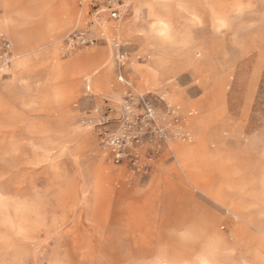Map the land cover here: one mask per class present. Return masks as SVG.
I'll return each instance as SVG.
<instances>
[{
	"label": "rangeland",
	"instance_id": "374dc122",
	"mask_svg": "<svg viewBox=\"0 0 264 264\" xmlns=\"http://www.w3.org/2000/svg\"><path fill=\"white\" fill-rule=\"evenodd\" d=\"M91 3L0 0V264H264V0Z\"/></svg>",
	"mask_w": 264,
	"mask_h": 264
},
{
	"label": "built area",
	"instance_id": "2783aa9c",
	"mask_svg": "<svg viewBox=\"0 0 264 264\" xmlns=\"http://www.w3.org/2000/svg\"><path fill=\"white\" fill-rule=\"evenodd\" d=\"M91 6L95 9L92 11V13H95L97 16L100 13H105L108 11L109 18L113 21L118 20L121 15V9L120 5L123 4V0H91ZM79 39L82 44H91L93 43V39L89 37L85 32H81ZM120 57H123L121 55ZM120 63L122 64V61L120 60ZM120 81H124L126 84L129 85L128 81L125 80V78L120 75L119 77ZM131 95L128 93L127 97L129 98ZM140 101H142V109L143 112L139 115H134L131 105L126 104L125 110H126V117H125V127L123 132L121 133H110L105 138V143L109 147L112 159L115 163H119L124 157H129L130 160L133 163H137L139 161V151H138V143L140 142V135L143 133L136 132L131 137L130 134L131 128H134L137 130L139 127H142L141 124H137L138 119H140V123L144 122L145 127H150L151 130H153L158 137L160 138H166V133H164V129L161 127H158L154 124L155 116H154V110L147 98L143 94L139 95ZM130 99H126V102H128ZM132 117V119H129ZM157 150V149H155ZM151 159V158H150ZM147 164V163H146Z\"/></svg>",
	"mask_w": 264,
	"mask_h": 264
},
{
	"label": "snow or ice",
	"instance_id": "6c2138e0",
	"mask_svg": "<svg viewBox=\"0 0 264 264\" xmlns=\"http://www.w3.org/2000/svg\"><path fill=\"white\" fill-rule=\"evenodd\" d=\"M161 35H163V33H161ZM203 264H207V262L205 261V262H203Z\"/></svg>",
	"mask_w": 264,
	"mask_h": 264
},
{
	"label": "bare ground",
	"instance_id": "6f19581e",
	"mask_svg": "<svg viewBox=\"0 0 264 264\" xmlns=\"http://www.w3.org/2000/svg\"><path fill=\"white\" fill-rule=\"evenodd\" d=\"M122 7V6H121ZM214 250H215V248H214ZM214 253V252H213Z\"/></svg>",
	"mask_w": 264,
	"mask_h": 264
}]
</instances>
